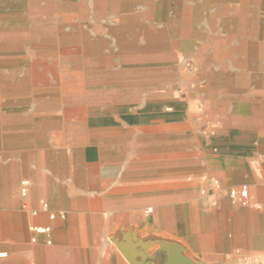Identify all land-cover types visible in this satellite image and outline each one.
I'll use <instances>...</instances> for the list:
<instances>
[{"label":"crops","instance_id":"1","mask_svg":"<svg viewBox=\"0 0 264 264\" xmlns=\"http://www.w3.org/2000/svg\"><path fill=\"white\" fill-rule=\"evenodd\" d=\"M210 2L264 39V0ZM50 4L0 0V264H264V50L215 40L192 83L144 39L61 92L22 30Z\"/></svg>","mask_w":264,"mask_h":264},{"label":"rangeland","instance_id":"2","mask_svg":"<svg viewBox=\"0 0 264 264\" xmlns=\"http://www.w3.org/2000/svg\"><path fill=\"white\" fill-rule=\"evenodd\" d=\"M44 1L51 3L53 12L44 18L33 14L22 29L28 39L27 63L29 68H42L45 85L58 82L61 92L73 85L81 88L86 74L103 67L101 53L116 54L124 48L142 51L144 39H158L149 50L161 51L164 47L167 66L178 65L189 79L200 70L197 58L215 50V40L216 50L222 52L228 48L264 50V39L226 38L228 30L222 27V17L235 13L214 8L210 0ZM232 30L234 34L237 31ZM122 39L138 41L129 45ZM192 83L201 81L194 79Z\"/></svg>","mask_w":264,"mask_h":264},{"label":"built area","instance_id":"3","mask_svg":"<svg viewBox=\"0 0 264 264\" xmlns=\"http://www.w3.org/2000/svg\"><path fill=\"white\" fill-rule=\"evenodd\" d=\"M217 186L218 183L215 182ZM27 194V182L23 181L21 186V195L25 196ZM229 195L233 200H237L238 202L245 203L246 198L248 197V189L246 185H240L238 187H232L229 189ZM150 210V209H149ZM50 218H54V214L49 215ZM31 230L38 234H47L50 231V228L45 227H31ZM49 243V241H48ZM6 256V253L0 250V258Z\"/></svg>","mask_w":264,"mask_h":264},{"label":"water","instance_id":"4","mask_svg":"<svg viewBox=\"0 0 264 264\" xmlns=\"http://www.w3.org/2000/svg\"><path fill=\"white\" fill-rule=\"evenodd\" d=\"M175 264H194V263L188 260H180L176 262Z\"/></svg>","mask_w":264,"mask_h":264}]
</instances>
